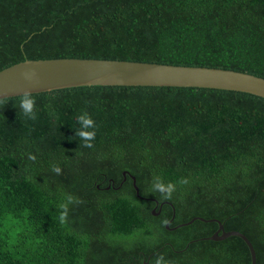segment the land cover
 <instances>
[{
    "label": "trees",
    "instance_id": "1",
    "mask_svg": "<svg viewBox=\"0 0 264 264\" xmlns=\"http://www.w3.org/2000/svg\"><path fill=\"white\" fill-rule=\"evenodd\" d=\"M55 57L264 77V0H0V70ZM196 216L246 234L264 264V97L91 85L0 99V264H251L242 237L201 239L218 222L173 229Z\"/></svg>",
    "mask_w": 264,
    "mask_h": 264
},
{
    "label": "water",
    "instance_id": "2",
    "mask_svg": "<svg viewBox=\"0 0 264 264\" xmlns=\"http://www.w3.org/2000/svg\"><path fill=\"white\" fill-rule=\"evenodd\" d=\"M91 85L118 86H188L242 91L264 97V77L252 73L195 65L80 57L26 59L0 70V99L55 89ZM124 175L127 172L124 171ZM139 194L136 176L131 174ZM156 214V213H155ZM195 220L216 221L219 229L202 240L242 237L251 252V264H257L252 241L239 230H226L220 219L196 216ZM176 227V228H177Z\"/></svg>",
    "mask_w": 264,
    "mask_h": 264
},
{
    "label": "bare ground",
    "instance_id": "3",
    "mask_svg": "<svg viewBox=\"0 0 264 264\" xmlns=\"http://www.w3.org/2000/svg\"><path fill=\"white\" fill-rule=\"evenodd\" d=\"M136 184H137V181H136ZM139 187V186H138ZM139 196H141V194H140V188H139V194H138ZM146 199H151V200H154V201H156L157 202V205H159V201L157 200V199H154V198H146ZM164 203H169V204H171L172 206H173V208H174V214H173V217H172V219L167 223V227L168 228H170V223H171V221H173L174 220V218H175V216H176V208H175V206H174V204L172 203V202H164ZM163 203V204H164ZM158 207V206H157ZM157 207L156 208H154V210H153V213L155 214V215H158L159 213H160V211L159 212H156L157 211ZM160 208H162V204H161V207ZM196 221V220H195ZM194 221V222H195ZM216 222V221H215ZM223 223V222H222ZM192 224V223H191ZM179 225V224H178ZM177 225V226H178ZM190 225V224H189ZM224 225V224H223ZM177 226H175V227H173V229H177V228H179V227H177ZM187 226V225H186ZM177 227V228H176ZM182 227V226H181ZM225 228V227H224ZM194 241V240H193Z\"/></svg>",
    "mask_w": 264,
    "mask_h": 264
}]
</instances>
